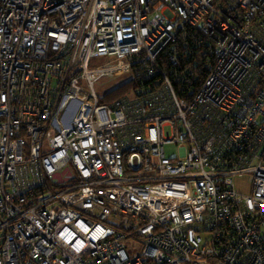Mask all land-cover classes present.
<instances>
[{
  "label": "built area",
  "instance_id": "obj_1",
  "mask_svg": "<svg viewBox=\"0 0 264 264\" xmlns=\"http://www.w3.org/2000/svg\"><path fill=\"white\" fill-rule=\"evenodd\" d=\"M263 230L264 0H0V264H264Z\"/></svg>",
  "mask_w": 264,
  "mask_h": 264
},
{
  "label": "rangeland",
  "instance_id": "obj_2",
  "mask_svg": "<svg viewBox=\"0 0 264 264\" xmlns=\"http://www.w3.org/2000/svg\"><path fill=\"white\" fill-rule=\"evenodd\" d=\"M101 62L105 63L106 59H101ZM90 66H97L96 62H91ZM133 77L132 71L127 70L124 72L116 73H106L99 76L94 80L92 88L97 96L101 97L108 92H112L118 87L128 83V81ZM128 96L131 95V91L127 92ZM166 153L169 157L176 156V150L168 147L166 148ZM235 188L240 192H248L249 190V176H234L233 178ZM131 248L133 251L129 250V253L139 252L141 250V245L132 243Z\"/></svg>",
  "mask_w": 264,
  "mask_h": 264
},
{
  "label": "trees",
  "instance_id": "obj_3",
  "mask_svg": "<svg viewBox=\"0 0 264 264\" xmlns=\"http://www.w3.org/2000/svg\"><path fill=\"white\" fill-rule=\"evenodd\" d=\"M174 69L172 70L173 72H175L176 70V75L178 77V79H180V82L176 85V88H180L183 89V81L185 79L184 75L180 72V69H176L175 67H173ZM137 85L136 81H130L120 87H118L117 89H115L114 91L111 92L110 94V99L112 100L113 98H116L118 96L124 95L126 94L130 88L134 87Z\"/></svg>",
  "mask_w": 264,
  "mask_h": 264
},
{
  "label": "crops",
  "instance_id": "obj_4",
  "mask_svg": "<svg viewBox=\"0 0 264 264\" xmlns=\"http://www.w3.org/2000/svg\"><path fill=\"white\" fill-rule=\"evenodd\" d=\"M263 234H264V230H263Z\"/></svg>",
  "mask_w": 264,
  "mask_h": 264
}]
</instances>
